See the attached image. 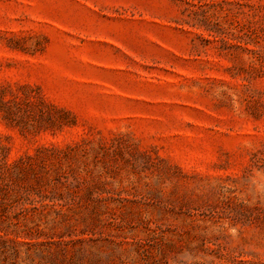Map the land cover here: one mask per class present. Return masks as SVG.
Instances as JSON below:
<instances>
[{
	"label": "rangeland",
	"instance_id": "1",
	"mask_svg": "<svg viewBox=\"0 0 264 264\" xmlns=\"http://www.w3.org/2000/svg\"><path fill=\"white\" fill-rule=\"evenodd\" d=\"M0 264H264V0H0Z\"/></svg>",
	"mask_w": 264,
	"mask_h": 264
}]
</instances>
